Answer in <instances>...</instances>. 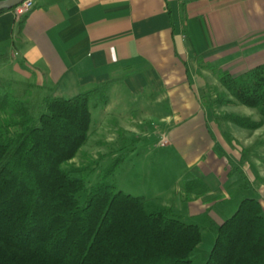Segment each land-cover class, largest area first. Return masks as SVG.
Segmentation results:
<instances>
[{
	"label": "crops",
	"instance_id": "obj_1",
	"mask_svg": "<svg viewBox=\"0 0 264 264\" xmlns=\"http://www.w3.org/2000/svg\"><path fill=\"white\" fill-rule=\"evenodd\" d=\"M33 1L21 18L14 10L0 14V55L6 56L0 65H11L24 78L29 70L36 74L32 85L73 97L108 83L103 112L115 120L124 114L117 109L122 95L169 105L170 115L162 120L185 125L165 137L181 138L200 153L194 176L209 188L208 201L220 198L212 205L195 200L199 186L190 183L183 192L191 197L183 199L187 209L198 215L227 202L225 166L241 168L238 150L250 149L260 130L243 129L236 136L215 124L219 117H210L203 104L204 79L219 84L213 71L238 77L264 65V0H193L185 7L182 0ZM123 126L127 134L141 135L133 122ZM206 150L220 174L201 163Z\"/></svg>",
	"mask_w": 264,
	"mask_h": 264
},
{
	"label": "trees",
	"instance_id": "obj_2",
	"mask_svg": "<svg viewBox=\"0 0 264 264\" xmlns=\"http://www.w3.org/2000/svg\"><path fill=\"white\" fill-rule=\"evenodd\" d=\"M191 1L182 0V7ZM213 73L232 99L214 104L242 105L261 117L229 115L228 122L244 130L263 127L264 65L238 77ZM107 86L66 99L31 84L18 96L10 80L0 79V264H193L201 228L175 218L170 208L151 212L144 198L115 191L110 178L117 159L90 188L64 169L87 143L90 104H106ZM195 184L209 191L201 180ZM205 264H264L258 200H242L216 228Z\"/></svg>",
	"mask_w": 264,
	"mask_h": 264
},
{
	"label": "rangeland",
	"instance_id": "obj_3",
	"mask_svg": "<svg viewBox=\"0 0 264 264\" xmlns=\"http://www.w3.org/2000/svg\"><path fill=\"white\" fill-rule=\"evenodd\" d=\"M199 65L201 68L206 66L204 62H200ZM27 71L30 76L24 78L25 75L16 72L11 65H0V79L10 80L14 85L15 94L19 96L26 91L27 86L37 83L36 74ZM204 80L208 84V88L203 92V104L208 107L210 117H219L213 122L220 128L225 127L230 134L238 136V132L243 129L228 122L229 115L248 117L253 121L261 119L256 110L242 105L214 104L222 96L228 97L229 100L232 99L218 83L214 82V79ZM46 91L57 97L67 99L73 97L62 94L59 90L46 89ZM122 91L125 92V90ZM117 109H120L124 114L115 120L111 115H104L103 105L97 99L91 102L92 123L88 141L80 149L75 159L64 166V169L72 170L71 175L84 180L87 188H90L99 182L100 173L117 159L118 166L110 178V183L115 187V191L144 198L146 208L151 212L170 208L175 218L201 228L203 240L191 255L193 264L206 263L215 242L216 228L236 212L242 200L256 199L262 203L264 210V126L257 129V132L260 130L261 133H257L260 135L252 137L255 144L250 149L238 150V154L243 160L241 168L225 166L223 174L229 176V183L226 187L231 191L228 201L216 205L212 212L209 209L198 215H192L187 209L189 203L183 200L184 198L188 200L191 197L183 192L186 189V183L195 184V180L198 179L194 176L196 167L193 165L200 153L193 147L187 148L185 141H178L181 138L174 141L170 140L171 137H165V134L169 135L171 129L183 128L185 124L177 126L181 122L170 123L162 120L165 116L170 115L168 113L169 105L152 104L151 100L144 97L129 98L122 95ZM129 110H134L133 117L128 114ZM116 122L117 127L113 126ZM131 122L142 130L141 135H129L124 131L125 126L123 125H130ZM251 131L255 134V130ZM206 138L208 139V137ZM192 139L195 137L190 138V140ZM227 139L230 138L226 136ZM240 139L239 145H243L242 138L240 137ZM227 141L233 146L231 140ZM219 155L222 158L223 154ZM201 163L208 168L214 167L217 173H221L220 169H216L217 162L216 159L214 160L213 154L207 150L202 154ZM188 165H192L193 168L190 169ZM224 175L223 177H225ZM246 186L249 187L245 188ZM195 192V200L206 201L207 197L209 198L208 193L201 187ZM85 199L86 194H81L80 200L84 202ZM218 200L220 198H213L210 201L207 200V203L216 204Z\"/></svg>",
	"mask_w": 264,
	"mask_h": 264
},
{
	"label": "built area",
	"instance_id": "obj_4",
	"mask_svg": "<svg viewBox=\"0 0 264 264\" xmlns=\"http://www.w3.org/2000/svg\"><path fill=\"white\" fill-rule=\"evenodd\" d=\"M34 7L33 0H26L15 8V15L19 18L26 15Z\"/></svg>",
	"mask_w": 264,
	"mask_h": 264
},
{
	"label": "water",
	"instance_id": "obj_5",
	"mask_svg": "<svg viewBox=\"0 0 264 264\" xmlns=\"http://www.w3.org/2000/svg\"><path fill=\"white\" fill-rule=\"evenodd\" d=\"M26 0H4L0 1V12L3 10H11L22 4Z\"/></svg>",
	"mask_w": 264,
	"mask_h": 264
}]
</instances>
